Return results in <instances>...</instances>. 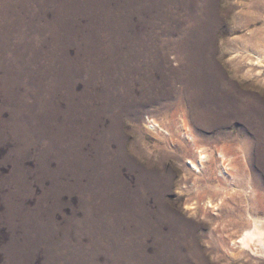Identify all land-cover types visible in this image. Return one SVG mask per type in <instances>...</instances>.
<instances>
[{"label":"rangeland","instance_id":"obj_1","mask_svg":"<svg viewBox=\"0 0 264 264\" xmlns=\"http://www.w3.org/2000/svg\"><path fill=\"white\" fill-rule=\"evenodd\" d=\"M255 223L264 0H0V264H264Z\"/></svg>","mask_w":264,"mask_h":264},{"label":"bare ground","instance_id":"obj_2","mask_svg":"<svg viewBox=\"0 0 264 264\" xmlns=\"http://www.w3.org/2000/svg\"><path fill=\"white\" fill-rule=\"evenodd\" d=\"M239 241L243 247L249 246L252 250L260 251V248L264 247L263 227L255 223L252 230L249 229L240 236Z\"/></svg>","mask_w":264,"mask_h":264}]
</instances>
